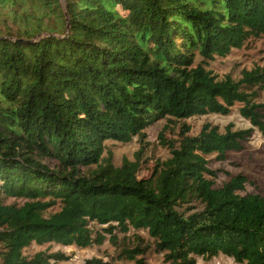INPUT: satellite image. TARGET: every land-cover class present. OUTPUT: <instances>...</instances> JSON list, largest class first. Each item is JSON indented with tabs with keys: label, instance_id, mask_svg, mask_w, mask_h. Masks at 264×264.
Here are the masks:
<instances>
[{
	"label": "trees",
	"instance_id": "16d2710c",
	"mask_svg": "<svg viewBox=\"0 0 264 264\" xmlns=\"http://www.w3.org/2000/svg\"><path fill=\"white\" fill-rule=\"evenodd\" d=\"M59 1H40L48 15L16 34L0 32V264H58L69 256L26 250L108 237L118 259L136 264L152 248L169 264L219 255L264 264V194H242L243 175L215 188L209 166V156L242 151L255 129L264 136V68L238 80L210 69L264 38V0H65L64 11ZM236 105L251 129L192 133L187 120ZM162 120L167 160L146 156L147 129ZM135 138L134 160L116 166L107 143Z\"/></svg>",
	"mask_w": 264,
	"mask_h": 264
},
{
	"label": "rangeland",
	"instance_id": "374dc122",
	"mask_svg": "<svg viewBox=\"0 0 264 264\" xmlns=\"http://www.w3.org/2000/svg\"><path fill=\"white\" fill-rule=\"evenodd\" d=\"M44 0H22L13 7L0 8V32L8 36V32L16 34L27 21H33V17H44L48 11L43 9L41 3ZM50 1V0H49ZM52 5V4H51ZM50 5V6H51ZM61 10L66 9L65 0L59 1ZM45 23L49 24L52 32H59L60 23L49 15L45 18ZM48 32H41L36 39H42L49 36ZM57 35V34H55ZM59 36V35H57ZM264 68V38L249 41L242 49L233 50L226 58H217L210 63V69L219 78L227 75L238 80L242 77L244 70H251L254 67ZM258 103L264 104V90L260 91ZM192 127V133L198 134L204 125L212 124L224 132L226 127L233 125L234 130L251 129L252 125L245 120L240 114V105H236L229 115L209 114L202 117H195L187 120ZM167 121L162 120L154 126L147 129L148 142L151 146L146 150V156H155L161 160H167L170 157L169 151L159 145L158 135L166 125ZM140 144L137 138L127 144L108 142L107 150L114 154V164L121 166L123 159L134 160L135 152L139 151ZM210 168L215 171L216 177L213 178L214 187L219 188L228 183L233 177L243 175L247 178L245 191L242 194H264V136L257 129L252 136L244 142V149L240 152H230L226 161H218L215 155L209 156ZM154 161V159H153ZM25 200L9 198L5 204L22 205ZM198 209L203 206L196 203ZM59 209L56 208L55 211ZM95 230H100V226L93 224ZM134 231L129 233L132 235ZM147 242H151L149 235L145 231H139ZM120 241L123 235H119ZM63 252L69 256L68 261L58 264H87L92 258H102L108 264H136L127 260L118 259L119 251L112 246L109 237L103 245H94L90 248L82 249L76 246L65 247L57 244H48L45 246H36L26 250V254L33 255L38 251ZM1 251V246H0ZM144 264H169L165 261L164 255L152 248L144 257ZM197 264H235L233 259L224 255H219L212 260L197 258Z\"/></svg>",
	"mask_w": 264,
	"mask_h": 264
}]
</instances>
